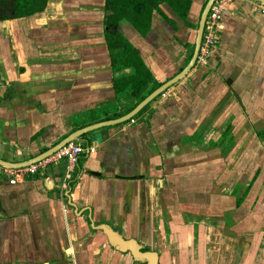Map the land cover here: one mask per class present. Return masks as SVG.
<instances>
[{
	"label": "crops",
	"instance_id": "crops-1",
	"mask_svg": "<svg viewBox=\"0 0 264 264\" xmlns=\"http://www.w3.org/2000/svg\"><path fill=\"white\" fill-rule=\"evenodd\" d=\"M108 1L0 20V160L127 115L189 64L208 0H189L187 19L184 0H162L117 25ZM220 4L211 57L76 140L94 152L66 190L58 154L14 185L0 166V264H264L263 4Z\"/></svg>",
	"mask_w": 264,
	"mask_h": 264
},
{
	"label": "water",
	"instance_id": "water-1",
	"mask_svg": "<svg viewBox=\"0 0 264 264\" xmlns=\"http://www.w3.org/2000/svg\"><path fill=\"white\" fill-rule=\"evenodd\" d=\"M217 1L218 0H208L206 6L204 8V11L202 13L201 20L199 23V28H198L194 52H193V55H192V58H191L189 64L186 66V68H184V70L180 74L175 76L173 79H171L167 83L163 84L160 88L155 90L153 93H151L134 110H132L130 113H128L127 115H125L121 118L101 122L98 124H94V125L85 127V128H83L77 132H74L73 134H71L70 136L65 138L62 142H60L59 144L54 146L52 149L46 151L45 153H43V154H41V155H39V156L29 160V161L21 162V163H8V162L0 160V166L4 167L6 169L19 170V169H24V168L39 164V163L55 156L60 151H62L66 146H68L71 143H74L76 140H79L81 137H83V136H85L91 132H94L98 129H101V128H104L107 126H111V125L124 124L126 122L131 121L135 117H137L148 105H150L154 100H156L161 95H163L169 88H171L176 83H178L180 80L185 78L187 76V74L195 67V65L198 61L199 55H200L203 36H204L205 28H206V23H207L210 11ZM258 1L261 2L262 4H264V0H258Z\"/></svg>",
	"mask_w": 264,
	"mask_h": 264
},
{
	"label": "built area",
	"instance_id": "built-area-1",
	"mask_svg": "<svg viewBox=\"0 0 264 264\" xmlns=\"http://www.w3.org/2000/svg\"><path fill=\"white\" fill-rule=\"evenodd\" d=\"M262 12L264 13V4L262 5ZM225 14V8L223 5L220 4V0H218L214 6L212 7L207 23L206 28L203 36L201 51L198 60L206 62L208 58L211 57L214 50L217 48L221 29H222V22ZM94 150L89 147H84L80 144L71 143L66 146L62 151L58 153V159L56 161L62 162L64 161L66 164L65 172H64V189L66 190L68 187V183L72 180L73 175L75 174L76 167L79 163V159L82 155L86 153H93ZM52 161L51 158L19 170H11L6 169L9 172L11 177V184H18L26 180L27 177L35 176L39 174L46 166L50 165Z\"/></svg>",
	"mask_w": 264,
	"mask_h": 264
},
{
	"label": "trees",
	"instance_id": "trees-1",
	"mask_svg": "<svg viewBox=\"0 0 264 264\" xmlns=\"http://www.w3.org/2000/svg\"><path fill=\"white\" fill-rule=\"evenodd\" d=\"M109 8L114 12V16L109 18V25H117L123 16L128 12L144 15L146 10L148 13L157 8L162 0H109ZM186 6L183 12H179L181 17L187 19L189 12V0H184ZM48 4V0H0V20L16 19L32 16L43 12ZM127 19L134 22V19L128 14ZM136 23V21H135ZM140 67L137 66V70ZM140 72V71H139ZM145 81V80H143Z\"/></svg>",
	"mask_w": 264,
	"mask_h": 264
}]
</instances>
